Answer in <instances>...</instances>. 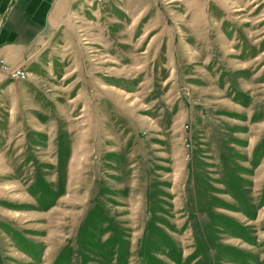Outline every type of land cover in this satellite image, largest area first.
Here are the masks:
<instances>
[{"label": "rangeland", "instance_id": "obj_1", "mask_svg": "<svg viewBox=\"0 0 264 264\" xmlns=\"http://www.w3.org/2000/svg\"><path fill=\"white\" fill-rule=\"evenodd\" d=\"M64 9L0 79V264H264V0Z\"/></svg>", "mask_w": 264, "mask_h": 264}, {"label": "crops", "instance_id": "obj_2", "mask_svg": "<svg viewBox=\"0 0 264 264\" xmlns=\"http://www.w3.org/2000/svg\"><path fill=\"white\" fill-rule=\"evenodd\" d=\"M67 1L0 0V60L30 68L45 50V36L62 21ZM16 84L11 82L6 89Z\"/></svg>", "mask_w": 264, "mask_h": 264}, {"label": "built area", "instance_id": "obj_3", "mask_svg": "<svg viewBox=\"0 0 264 264\" xmlns=\"http://www.w3.org/2000/svg\"><path fill=\"white\" fill-rule=\"evenodd\" d=\"M0 73H5L13 81H24L29 74L26 69L13 68L3 58L0 60Z\"/></svg>", "mask_w": 264, "mask_h": 264}]
</instances>
